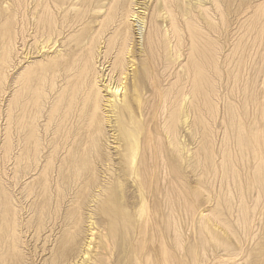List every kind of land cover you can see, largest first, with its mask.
<instances>
[{"label": "rangeland", "instance_id": "rangeland-1", "mask_svg": "<svg viewBox=\"0 0 264 264\" xmlns=\"http://www.w3.org/2000/svg\"><path fill=\"white\" fill-rule=\"evenodd\" d=\"M0 264H264V0H0Z\"/></svg>", "mask_w": 264, "mask_h": 264}, {"label": "bare ground", "instance_id": "bare-ground-1", "mask_svg": "<svg viewBox=\"0 0 264 264\" xmlns=\"http://www.w3.org/2000/svg\"><path fill=\"white\" fill-rule=\"evenodd\" d=\"M129 11H128V13H130ZM127 16H130V15H127ZM153 30L150 29V31L148 32V36L147 37L150 38V41L148 42V40H147V45H146L147 48H148V46L149 47L151 46V41H152V36H153V32L152 31ZM119 37L122 40L121 41L120 50H119L120 51L119 54H120V56L122 58L119 59V61H117L116 63H114L112 65L111 72H114V71L116 72V70H118L121 75H120V78L117 77L118 78V82L116 83L114 88H113V86L110 87V85H108V83L107 84L105 83L106 85H108L105 88H107V90H109V91H113L115 100L112 102V105H110V106L113 108V110L115 109L116 111H119V107H118L119 103L122 104L125 101V98H126V95H127L126 93L128 91V85H126V84H128V83H126L128 75H127L126 72L122 71L125 68L124 67L125 61L123 59V56H124V51H125V43H126L127 40L125 39V37H121V36H119ZM117 39L118 38H116V40ZM130 40H132V39H130ZM90 46L91 45H89V47H87V49L85 50V53H83L84 49H85L84 45H75V46H73V48H71L72 51H71V54H70V60L68 61L69 65L67 63L68 67L66 65V71H67L66 73L70 74V76L67 75L68 81H71L70 80L71 77L73 78L74 81H71V82H73L75 87L77 86L79 89L81 88L82 90H84V92L88 91V100L90 99V100L94 101V103L91 104V106H90V107H93L92 113H96V110L99 109V106L97 104V96H99L100 92H99V89H97V86H98L97 85V73L95 72V69H94V63H92L94 61V53L92 52V49L90 48ZM129 53H130V51L128 49L125 54H129ZM112 74H114V73H112ZM76 80H78L80 82L79 85H77L75 83ZM124 80H126V81L124 82ZM75 87H74V89H75ZM93 88H96V89L93 90ZM119 97H120V99H119ZM102 114H104V113H102ZM89 136H91V135H89Z\"/></svg>", "mask_w": 264, "mask_h": 264}]
</instances>
